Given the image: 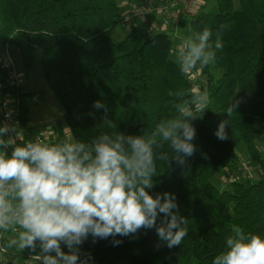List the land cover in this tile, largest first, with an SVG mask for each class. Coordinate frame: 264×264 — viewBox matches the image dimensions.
<instances>
[{"label": "trees", "instance_id": "obj_1", "mask_svg": "<svg viewBox=\"0 0 264 264\" xmlns=\"http://www.w3.org/2000/svg\"><path fill=\"white\" fill-rule=\"evenodd\" d=\"M130 1L0 0V44L18 52L26 77L40 53L44 79L64 110L63 122L49 123L46 129L55 136L51 143L68 134L84 141L103 131L142 135L177 114V92L190 98L191 85L175 63L179 47L174 48L171 33L144 39L133 29L121 40L114 38L122 11L130 9L123 3ZM214 1L211 12L204 6L179 22L186 36L189 28L197 32L208 27L214 41L220 31L224 45L215 64L201 71L207 76L208 110L193 121L198 151L185 166L174 159L157 161L155 187L148 190L175 194L178 212L188 220V235L173 248L159 240L154 228L117 236L122 243L116 246L111 237L93 243L89 236L80 251L91 254L92 264H212L225 250L233 225L264 236V179L242 177L223 189L214 182L216 175L241 163L240 150L250 164L264 165V0ZM7 92L18 103L25 140H32L37 132L30 126V94L21 87ZM96 101L105 107L94 108ZM236 101L239 106L228 117L224 112ZM105 118L111 127L103 125ZM227 119L228 139L221 141L215 132ZM12 236L6 234L5 240ZM6 254L23 256L19 249Z\"/></svg>", "mask_w": 264, "mask_h": 264}, {"label": "clouds", "instance_id": "obj_2", "mask_svg": "<svg viewBox=\"0 0 264 264\" xmlns=\"http://www.w3.org/2000/svg\"><path fill=\"white\" fill-rule=\"evenodd\" d=\"M189 32L175 55L188 79L214 65L217 50L224 46L220 31L214 41L208 27ZM176 95L181 98L175 104L177 114L142 135L103 131L89 141L65 136L48 143L41 139L43 133L25 140L18 125L0 126V253L36 252L39 245L33 258L41 264H92L91 254L80 251L89 236L93 243L111 237L116 246L122 243L117 236L153 228L169 248L181 245L188 220L179 214L175 194L152 195L148 190L155 187L157 161L169 164L174 159L185 166L198 151L193 121L203 119L208 98L196 90L190 98H183V92ZM239 103L232 102L224 113L230 117ZM93 107L105 106L96 101ZM103 125L111 127L112 121L105 118ZM228 126V119L218 125L219 140L228 139ZM231 231L212 264H264V236L246 234L238 225ZM8 233L14 235L5 240Z\"/></svg>", "mask_w": 264, "mask_h": 264}, {"label": "built area", "instance_id": "obj_3", "mask_svg": "<svg viewBox=\"0 0 264 264\" xmlns=\"http://www.w3.org/2000/svg\"><path fill=\"white\" fill-rule=\"evenodd\" d=\"M197 0H142V2L135 7L130 3H123V7L130 8L126 13H123L119 18V23L125 27H130L135 21L145 20L149 26V30L153 31L154 25L158 24L162 29H167L171 23L177 28L178 22L187 16L192 14L196 7ZM158 16L160 19L157 22ZM179 50V49H178ZM177 50V52H178ZM19 54L14 51L8 44H0V126L5 124L18 125L19 121V109L17 101L7 92L9 89L21 87L22 73L18 64ZM191 85V91L205 92L200 81L203 79V73L193 72L191 78L188 79ZM43 133L41 139L45 142L51 143L55 140V136L45 130H40L35 135L39 136ZM9 148L7 149L8 152ZM262 160L264 162V150L262 151ZM264 165H252V164H238L232 169L225 171V182L246 177L252 174L254 170H263ZM13 234V233H12ZM14 235V234H13ZM39 248V245L37 246ZM6 253H0L1 257ZM38 253L32 252L28 255L27 261L23 264H41V262L35 258Z\"/></svg>", "mask_w": 264, "mask_h": 264}, {"label": "rangeland", "instance_id": "obj_4", "mask_svg": "<svg viewBox=\"0 0 264 264\" xmlns=\"http://www.w3.org/2000/svg\"><path fill=\"white\" fill-rule=\"evenodd\" d=\"M238 1V0H237ZM236 1V4H237ZM142 0H133L132 4L137 7ZM204 11L211 12L215 9V1L209 0L205 4ZM126 13L125 10L122 11V14ZM158 19L160 17L158 16ZM180 22V21H179ZM176 28L174 25H171L168 29H157L154 32L150 33L148 31V25L145 20H138L135 21L130 27L125 28L120 25L115 29L113 32V36L116 40L123 39L131 30L135 29L141 34V36L146 39L149 36L164 32V33H171L173 36V46L174 48H178L182 42L187 39L189 36H186L181 28ZM36 60L34 62V66L32 72L30 73L29 77L24 76L22 72V80H21V88L24 92L30 94L29 100V111H30V126L33 127L34 132H38L40 130L48 129V124L60 120L63 122V115L64 110L60 103L55 99L53 93L49 89L47 82L44 79L40 68V53L36 52ZM203 88L206 90L207 86V76L203 74V79L200 81ZM261 129L264 130V126H261ZM47 131V130H46ZM68 132V131H67ZM69 138L71 136L68 134ZM240 156L244 163L240 164H250L253 163L252 160L245 156L243 150H240ZM264 167V166H263ZM225 172H221L220 174L216 175L214 178L215 184L220 188L228 186V183L224 182ZM244 178H250L252 182H256L260 179H264V170L256 169L253 171L252 174ZM5 258L8 260H12L10 257L4 254Z\"/></svg>", "mask_w": 264, "mask_h": 264}, {"label": "crops", "instance_id": "obj_5", "mask_svg": "<svg viewBox=\"0 0 264 264\" xmlns=\"http://www.w3.org/2000/svg\"><path fill=\"white\" fill-rule=\"evenodd\" d=\"M132 1L133 0H131L130 2L132 3ZM207 2H209V0L207 1V0H197V2H196V7L194 8V12L192 13V14H194V13H196V12H198V10H201L204 6H206L205 4L207 3ZM158 20L159 19H157V22H158ZM157 29H162L158 24H155L154 25V29H153V31H150L149 30V26H148V31L150 32V33H152V32H154L155 30H157ZM263 150H264V146H262L261 147ZM241 163H244L243 161H241ZM260 170V169H259ZM224 179H225V177H224ZM224 182H225V180H224ZM21 251V253H23V256H19V255H17V254H14V255H10V254H5V255H7L8 257H10L12 260H8V259H6L5 257L6 256H2L1 257V264H23V263H25L26 261H27V258H28V255L30 254V253H32V251L31 250H29V249H25V250H20ZM36 252L37 253H39L40 252V248H36Z\"/></svg>", "mask_w": 264, "mask_h": 264}]
</instances>
